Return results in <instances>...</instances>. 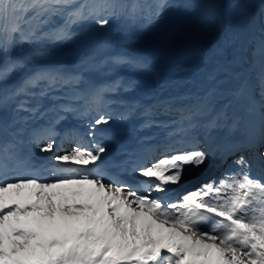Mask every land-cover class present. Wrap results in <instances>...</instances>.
<instances>
[{"label":"snow or ice","instance_id":"6c2138e0","mask_svg":"<svg viewBox=\"0 0 264 264\" xmlns=\"http://www.w3.org/2000/svg\"><path fill=\"white\" fill-rule=\"evenodd\" d=\"M172 2L0 0V264H264V171L252 175L247 159L249 151L264 148V17L257 34H226L209 54L213 81H238L227 91L242 102L240 110L203 98L187 106L170 128L182 148L151 162L136 160L132 172L143 178L136 184L103 167L108 147L97 133L113 121L104 89L86 84L80 69L46 64L36 54L43 51L40 43L79 39L77 26L85 22L101 28L113 19L140 27L158 22ZM57 17L63 23L49 30ZM21 47L31 54L18 55ZM238 60L246 75L232 71ZM115 62L134 67L139 61L125 54ZM18 72L27 78L9 89ZM69 90L83 103L58 104L57 119L89 117L83 134L70 132L71 147L55 151L51 124L30 135H21L19 124L6 130L5 102L24 97L29 103L13 107L27 113L36 96ZM209 91L215 96L225 89ZM33 144L53 153L48 164L32 162L27 149ZM216 155L235 156L239 170L176 199L157 195L180 183L185 166H202ZM259 157L264 161V152Z\"/></svg>","mask_w":264,"mask_h":264},{"label":"rangeland","instance_id":"374dc122","mask_svg":"<svg viewBox=\"0 0 264 264\" xmlns=\"http://www.w3.org/2000/svg\"><path fill=\"white\" fill-rule=\"evenodd\" d=\"M189 2L190 0H173L162 19L158 22L144 21L142 27L113 19L108 26L101 28L89 21L77 26L79 39L67 45L40 43L43 51L36 54L43 57L44 63L80 69L86 73V84L102 87L108 109L112 110L110 112L113 115L126 110L123 108L119 112L116 106L118 103L113 102L130 105L133 111L130 118L113 120V123L118 124L120 131L108 126V131L97 133L103 136L102 139L109 135L112 137L111 141L106 142L108 151L111 148L116 152L130 150L125 148L126 144L131 139H136V134L142 136L146 130L156 135L165 132L166 128L159 127L165 124L166 120H178L175 112L172 114L171 111L186 108L202 98L217 108H226L225 104L232 101L234 112L240 110L242 102L232 99L227 91L235 87L238 81H213L209 77L213 66L209 54L223 41L226 34L239 33L242 37L257 34L261 24L260 16L264 17V0H196L193 8H188ZM62 23V17L54 18L48 29L51 30ZM17 54L29 55L31 49L21 47ZM125 54L137 58L139 62L134 67L115 62L117 56ZM232 71L241 75L247 74L239 60L232 65ZM26 78V72H18L11 77L8 88L22 84ZM217 87L225 91L213 96L209 89ZM72 92L73 90H69L65 95H52L43 100L36 96L30 101V105L34 107H30L27 113H20L18 108L13 107V104L29 103L24 97L18 101H7L3 108L2 120L4 124H10L9 129L19 124L21 135H27L32 123L43 120L45 115H57L58 104L67 101L76 106L77 104L72 102L83 103L80 97L74 96ZM157 106H164L167 111L151 109ZM37 108L40 109L39 112ZM151 110L155 111L148 118L158 120V129H136V120L143 123L148 119L139 117L137 112H141L143 116ZM49 118L51 119V116ZM88 119L87 115L80 119L71 115L67 119L62 117L64 124L84 121L87 125ZM113 134H118V137ZM32 162L42 161L41 158L34 157Z\"/></svg>","mask_w":264,"mask_h":264},{"label":"bare ground","instance_id":"6f19581e","mask_svg":"<svg viewBox=\"0 0 264 264\" xmlns=\"http://www.w3.org/2000/svg\"><path fill=\"white\" fill-rule=\"evenodd\" d=\"M47 141H45V142H43V143H46ZM61 149L60 148H57V150H56V152H61L60 151ZM34 154H36V151H35V153ZM157 154V153H156ZM52 155H53V153H52ZM52 155H51V157H52ZM43 157V162L42 163H45V165H46V163H49L50 161H51V157H49V155L48 154H46V155H43L42 156ZM107 159H109V156H106V158L105 159H103V167L104 168H107L108 166H110L112 169L113 168H116L117 166L116 165H114V164H107L106 163V160ZM129 161V159L128 158H126V160H123L121 163H123V164H125V163H127ZM196 168V167H195ZM204 170H209V169H204ZM183 184V183H182ZM188 186V185H187ZM190 186H193V185H190ZM189 186V187H190ZM183 188V187H182ZM185 188V187H184ZM185 193V192H184Z\"/></svg>","mask_w":264,"mask_h":264},{"label":"trees","instance_id":"16d2710c","mask_svg":"<svg viewBox=\"0 0 264 264\" xmlns=\"http://www.w3.org/2000/svg\"><path fill=\"white\" fill-rule=\"evenodd\" d=\"M262 19V16H260V20ZM260 20H258V21H260ZM257 32H259V30H257ZM239 48L237 49V52H239ZM243 68H245L246 70H247V66L243 63ZM229 80H231V79H229ZM229 80H227V81H229ZM225 81V80H224ZM226 82V81H225Z\"/></svg>","mask_w":264,"mask_h":264}]
</instances>
